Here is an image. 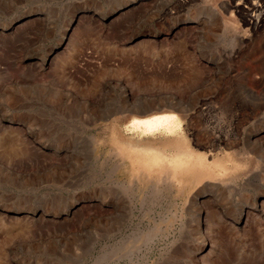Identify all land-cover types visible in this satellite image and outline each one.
<instances>
[{
	"label": "rangeland",
	"instance_id": "374dc122",
	"mask_svg": "<svg viewBox=\"0 0 264 264\" xmlns=\"http://www.w3.org/2000/svg\"><path fill=\"white\" fill-rule=\"evenodd\" d=\"M128 1L0 0V118L24 129L35 120L29 138L0 127V264H192L197 240L187 199L194 188L161 181L157 165L146 162L169 155L177 137L125 131L134 115L172 111L173 100L161 98L170 94L192 102L213 95L237 140L232 148H200L190 112H179L185 136L178 141L223 177L200 182L212 211L211 264H264V214L252 208L262 203L264 211V20L255 28L222 6L239 2L251 11L244 0H192L176 10L175 0L122 6ZM99 9L113 12L105 18ZM144 106L155 109L135 112ZM116 163L128 187L108 215L105 190ZM240 208L249 219L236 229L228 222ZM34 209L45 213L41 219L26 217Z\"/></svg>",
	"mask_w": 264,
	"mask_h": 264
},
{
	"label": "bare ground",
	"instance_id": "6f19581e",
	"mask_svg": "<svg viewBox=\"0 0 264 264\" xmlns=\"http://www.w3.org/2000/svg\"><path fill=\"white\" fill-rule=\"evenodd\" d=\"M133 1L134 0H129L127 3H123L122 6H124V5L125 6H128V5L129 6H131V5H134L135 6L134 2H136V1H134V2ZM188 1H192V0H175V4H173L172 6L176 10L178 7H182L183 5L187 4ZM244 1L250 2V9H251V11L250 10H246L245 8H243L240 5L239 2L238 3L235 2V4H233V5H230L229 2H223V5L222 6L225 9L230 8V7L235 8L236 11L238 10V12L240 14H242V16L244 17V20L249 21L250 18L253 19L252 20L253 26L255 28H257V27L259 28L260 26H262V23H263V20H264V9H263V5L258 0H244ZM136 5H140V4L138 3ZM151 7H152V5H151ZM144 8L145 7H143V9ZM100 9H99L98 13L100 14V16H103L105 18H108L111 15V13L113 12V11L110 12V10H109L107 13L102 14L103 11H100ZM97 10H98V8H97ZM173 10H172L171 7H168V5H167L165 8H163L164 15L169 16L172 13ZM197 20H198V18H197ZM73 22H74V17L71 16V18L68 19V21L65 23V26H64L65 29H69ZM161 28L164 30L163 32L169 33L171 31V28L172 27H170V26L169 27H163L162 26ZM62 37H63V35L61 34L60 35V38H59V40L57 42V46L58 47L63 42L62 41L63 40ZM41 44H42V42H41ZM179 44H181V43L179 42ZM178 47H182V46H178ZM52 50H53V48H52ZM228 78L231 79L229 77V74H228ZM246 78L247 77L244 74V76H242L241 86H243L242 88L246 92H250L251 89H250V87L248 86V84L246 82ZM172 81H174V80H172ZM114 85H115V83H114ZM118 85H119V87L121 89V92L128 93V88H126L124 86V84L118 82ZM175 92H177V91H175ZM170 93H172V92H170ZM211 94H213L212 91H211ZM172 95L170 94L168 96H163V95L161 96L162 99H165V100L169 99V101L173 100L168 105L169 110H172V111L160 112V113H153V114L146 115V116H142V117L137 116V115H134L128 121V123L125 124V131L128 132L131 135H137V136H140V135H144V136L146 135V136H148V135H154V134H167V135H173V136L175 135L177 137V141L170 140L168 142V146H170V151H169L170 154L169 155H165V156L164 155H162V156L161 155L160 156L159 155H156L155 157L153 156V158L150 157V156H148L146 158L147 166H148V169H150V168L154 167L152 163H155L157 165V169L156 170L157 171L159 170L162 173L160 175V177H159V179L162 177L160 179L161 181H163V180H169L170 182H173V183L185 181V182H182V183H184L185 185L187 184L186 186L188 188H191V187L194 188V189L192 188L193 191L191 192V194L189 195V197L187 199L189 201V203H191V208H192V211H191L192 213L191 214L194 217L193 220H194L195 232H196L195 239L197 240L196 241V244L194 243L195 244V252L196 253H194L193 256L191 257V263L192 264H211L212 262L210 260H212V259H211L210 256H211L212 250L214 249V246L212 245V243H214V240H213L214 238L211 237L212 235L210 236L211 229L208 226V223L207 222L212 217L211 216L212 214H210V212H212V211H209V210L207 211L206 210L208 208H206L207 205L203 201V198L204 197L206 198V196H208V195L205 194V192H204L205 189L204 188L207 187V183L209 184L210 181H212V179H214L215 177L216 178H219L221 181H223V179H222L223 177H220V176L216 175L214 172H210L206 168L205 161H203L204 160L203 155H199V154L195 153L192 150H188L186 147H183L181 145V143L178 141V140L181 141V137L182 136H185L184 135V132H183V129H182V126H181V120L179 118V112L180 111H186V112L188 111V112H190L189 122H190V126H192L190 129H192V128L195 129V133H194L195 141H196L197 145L200 146V148H211V149H215V148H218V144L219 143H221V144L223 143L226 147L232 148L233 145H234V143H237V140H236V142L234 141L235 140V135H233L232 137L230 136V128L229 127L231 125H228L227 123L224 122V120H225L224 118L225 117L223 118V116H222L223 120L220 117H218L219 116V113H218V105H220V104L218 103V105H217V103H215V101L213 100V95L211 96V95L208 94L209 96L204 97V98L202 97L203 99L200 98L201 99L200 101L199 100L198 101L193 100V102L192 101H189V99L187 101L181 100V99L176 98V97H174ZM205 95H206V93H205ZM214 95H215V93H214ZM245 96L243 97V99H245ZM223 97H224V95H223ZM136 98H138V97H136ZM219 100L221 101V99H219ZM125 104H127V103H125ZM223 105L225 107V104H223ZM220 107H221V105H220ZM226 107H228V105H226ZM154 109L155 108L154 107H151V106L150 107L144 106L141 109L137 108V110H135V112L138 113V114H141V115H145V114H148L149 112H151ZM241 111H242V109H241ZM236 114H237V112H236ZM227 115H228V113H227ZM233 116H235V115H233ZM227 117H229V116H227ZM237 120L234 119V121H236V122H237ZM33 122H31L32 123V126L34 125ZM230 122H229V124H230ZM31 123H30V125L26 126L25 129H24L23 127L25 126L26 123H21L20 125H16V127H15V125L13 126L12 124H8V122H4L0 118V127L6 128L8 131L6 129H4V130H6L7 132H10V133H15L16 135L20 136V138H22V137H28L30 135L31 136L33 135L34 129L31 126ZM36 125H35V127H36ZM232 125H234V123H232ZM231 130H232V128H231ZM255 134H257V133H255ZM251 135L252 134H249V136L247 135L248 141L250 143H256V144H258V142H260V139L257 136L254 137V138L253 137L251 138L250 137ZM219 138H223V142ZM242 152L243 151H237L236 150V153L237 154L238 153L240 154ZM166 163L168 164V167H169L167 169H165ZM118 166H119L118 164L115 165V166L113 165L112 168L109 170V173H108L109 184L107 183L108 185L106 186L105 197H104V202H105V204H107V214L108 215H111L114 212V210H117V207L119 206L118 199H119V197H121V195L118 197V190H120L121 188L126 189L128 187V177L126 175H124V173L121 172V170H119V167ZM216 166L218 168H221L220 164H217ZM231 166H233V164H231ZM166 171L170 175L164 174V172H166ZM221 175H223V174H221ZM119 176H121V177H119ZM204 180H208V181H207L206 184L201 185L200 182H202ZM115 188H116V190H115ZM262 202H264V201L262 200ZM252 208H253V210L258 211L257 213H260L261 216L264 214L262 203H260L259 205L258 204H254L252 206ZM43 214H45V213L42 212V213L39 214V212H37V210L34 209V210L30 211L28 214H26V217L29 218V216H31L32 218H35V219H37V218L38 219L39 218L41 219V217L43 216ZM36 216H38V217H36ZM253 217H255V216H253ZM248 219H249L248 214L247 213L246 214L243 213L242 209L240 208L238 210V213L236 214V216H234L232 219H230L228 223L231 224V225H233L234 228L239 229V228L242 227L241 226L242 223H246V221ZM252 220H253V218H252ZM158 238L159 237H153L154 240H157ZM153 239H152V241H153ZM150 243H153V242H150ZM154 244H155V241H154ZM172 247H174V246L172 245ZM178 248L179 249H182L180 247H178ZM140 249L141 248L138 247V249L133 250V251L139 253ZM149 249L152 250V247H150ZM167 250L168 251L171 250L172 252L173 251H175V252L177 251V250H175L173 248H170L169 249V247H168ZM121 252L124 253V254H126L125 253V250H122Z\"/></svg>",
	"mask_w": 264,
	"mask_h": 264
}]
</instances>
